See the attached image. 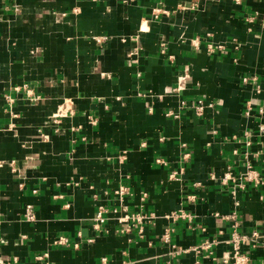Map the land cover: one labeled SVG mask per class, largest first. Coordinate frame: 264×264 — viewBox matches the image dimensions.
Segmentation results:
<instances>
[{
	"label": "crops",
	"instance_id": "0c3cea01",
	"mask_svg": "<svg viewBox=\"0 0 264 264\" xmlns=\"http://www.w3.org/2000/svg\"><path fill=\"white\" fill-rule=\"evenodd\" d=\"M263 99L264 0H0V263L264 264Z\"/></svg>",
	"mask_w": 264,
	"mask_h": 264
},
{
	"label": "built area",
	"instance_id": "2783aa9c",
	"mask_svg": "<svg viewBox=\"0 0 264 264\" xmlns=\"http://www.w3.org/2000/svg\"><path fill=\"white\" fill-rule=\"evenodd\" d=\"M106 35H103V34H100L97 39L100 40L102 38H105ZM183 77H185L183 75ZM254 75L252 76H249L248 74H244L242 76V81H247L249 79H254ZM31 88H27L26 90V94L27 95H30L31 94V91H30ZM38 97V96H36ZM180 102H183L184 103V100L181 99ZM210 104V102L208 101L207 103L204 101L203 98H197L195 100V102L192 104V106L194 107V109L196 110V112H201L205 105H208ZM63 106H60V111L61 108ZM258 111L262 114L264 112V99L261 103V105L258 107ZM176 114V113H175ZM258 130L259 131H264V119H261L259 120L258 122ZM239 177V180H237L236 182L238 184H242V182L246 181L247 179H250V180H254L255 182L260 180L257 176V172L255 171V169L251 168V167H247L242 173H240L238 175ZM229 177V174L228 172H225L222 179L226 180L227 178ZM126 186L123 185V184H120L118 186L117 189H115L116 192H123L125 190ZM238 200H235L234 201V205L237 204ZM119 209H121V214L119 216H117V219L118 220H126L128 218H132L135 220V223H138L141 221V217H142V213L137 211L133 214H130L127 212L126 210V206L125 204L123 205H120L119 207H116L114 206L112 208L113 211H118ZM106 210V206L105 204L103 203H100L98 204V207H97V210L93 216V219L95 220V224L98 225L101 223V221H104L105 219V213L104 211ZM182 212H174V213H171V214H181ZM229 218L231 217V228H230V236L229 238L227 239V241L231 244V252L229 251H226L225 254L223 255V260L224 261H229L230 264H245L247 263L248 261V256L245 252H243L241 249H240V245L246 241H248L249 239H252L253 236L256 235V230H251L250 233H246V232H242L238 229V223H239V220H238V216H236V207L234 206L233 209L230 210V212H228V214H226ZM141 226V225H139ZM125 228H128V226H126ZM164 238L165 239H168V236L166 233L163 234ZM216 240V238L212 237V239H204L202 240L199 244H196L194 245L193 248L195 249H198L199 247H203V248H210L211 245L213 244L212 242H214ZM58 241L60 243L62 242H66V239L65 238H59ZM105 257V256H103ZM0 264H3L2 262Z\"/></svg>",
	"mask_w": 264,
	"mask_h": 264
}]
</instances>
